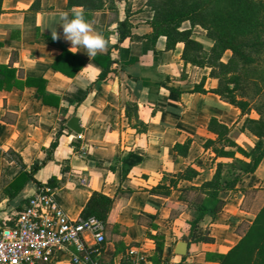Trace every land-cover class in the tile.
I'll use <instances>...</instances> for the list:
<instances>
[{"label": "crops", "instance_id": "crops-1", "mask_svg": "<svg viewBox=\"0 0 264 264\" xmlns=\"http://www.w3.org/2000/svg\"><path fill=\"white\" fill-rule=\"evenodd\" d=\"M68 4L69 0L2 2L0 85L18 83L22 88L0 90V228L13 225V217L38 187L51 184L71 220L80 218L94 192L115 199L110 221L124 227L122 248L110 241L109 231L102 253L106 264L117 261L130 246H143L153 255L156 234L164 238L165 259L217 264L210 256L226 254L238 244L237 230L254 221L264 205L259 201L264 191L258 192L251 209L241 190L225 194L222 212L194 227V208L174 218L165 204L180 203L179 189L212 179L218 158L204 147L216 139L209 131L212 119L228 127L238 146L253 149L248 137L252 134L242 129L249 114L214 93L218 80L210 76L211 69L185 63L183 43L168 51L166 37L152 38L154 12L147 0H117L115 10L90 14L87 21L106 41L96 56L111 58L109 71L106 62L97 63L82 46L71 48L63 38L61 14L83 12L70 10ZM126 17L132 35L115 49L117 22ZM189 28L190 24L184 29ZM51 31L59 34L57 39ZM60 46L70 54L67 63L60 61ZM81 60L82 68L69 77ZM7 69L14 71L13 78H8ZM29 79L43 82V95L26 85ZM43 97L51 103L45 105ZM74 118L81 134L69 127ZM188 142V155H178L175 145ZM235 156L230 160L242 161ZM34 164L41 167L33 179L10 194L9 185ZM188 166L198 176L180 181L169 198L150 193ZM248 180L253 182L244 188L264 189V159ZM180 242L188 246L184 257L176 254ZM50 264H71L70 255L60 252Z\"/></svg>", "mask_w": 264, "mask_h": 264}, {"label": "trees", "instance_id": "trees-1", "mask_svg": "<svg viewBox=\"0 0 264 264\" xmlns=\"http://www.w3.org/2000/svg\"><path fill=\"white\" fill-rule=\"evenodd\" d=\"M2 2L0 0V14L2 12ZM115 0H69V9L81 8L86 20L90 14L115 10L112 6ZM147 5L154 12V17L150 22L152 28V38L164 36L167 39L166 49L174 50L178 43H183L185 48L183 60L192 66L211 69L210 76L218 80V87L213 90L221 99L228 104L238 108L242 113H247L251 108L253 96L245 93L242 86L243 70L257 62L256 56L264 50V38L257 33L264 25V2L258 0H148ZM188 22L189 29H182V25ZM199 27L206 32V37L213 42L212 47L207 50L202 42L196 38L195 29ZM133 26L129 17L117 22L116 31L119 40L114 48L119 49L120 43L132 35ZM62 54L60 61L67 63V56H70L65 46H60ZM226 52H231V57L227 62L223 61ZM97 63H105V71H109L112 65L110 57L95 56ZM81 65L67 75L73 77L84 65ZM8 78H13L14 71L7 69ZM43 82L36 79H29L27 86L35 87L38 93L43 95ZM252 84V82H251ZM253 85H255L253 83ZM12 87L22 88V85L3 84L0 90H11ZM45 105L51 103L43 97ZM55 104H58L55 103ZM255 105V104H254ZM260 115L259 119H246L243 130L250 132L260 140H264V114L259 108H254ZM209 131L216 136L215 140H208L205 148L209 149L215 142L223 141L221 148H215V159L235 158L236 152L249 158L251 153L238 146L230 137V130L216 119H212ZM189 142L181 145L176 144L174 149L180 156L186 157L189 152ZM236 148V152L227 151L226 148ZM52 150L55 143L51 145ZM264 158V149L255 157L251 167L242 174L232 172L231 164L217 163L216 171L212 179L204 182L201 186H189L179 189V204L166 202V207L171 209L172 217H178L188 208H194L195 215L191 225L194 227L206 216L216 217L222 212L226 205L225 194L241 190L246 196V207H254V200L259 188H244L249 181L248 178L255 173ZM230 165V170L225 172V168ZM40 165L34 164L29 172L21 173L8 187V192L17 191L24 184L33 179V176L40 169ZM199 172L188 166L183 172L175 175L169 180L153 188L150 193L164 198H169L173 189L178 190L180 181H192ZM247 179V180H246ZM167 181L169 184H167ZM49 185V184H48ZM50 186H52L50 184ZM115 207V199L107 197L101 193L94 192L87 202L80 218H98L104 222L106 234L113 226L110 221L112 211ZM240 240L226 254H214L210 256L217 264H264V205L256 212L255 219L251 224H241L237 230ZM156 243L155 253L151 259L155 264L168 260L164 258V238L156 234L152 236ZM208 242L210 238H202ZM107 242V235H106ZM105 242V244H106ZM104 244V245H105Z\"/></svg>", "mask_w": 264, "mask_h": 264}, {"label": "built area", "instance_id": "built-area-1", "mask_svg": "<svg viewBox=\"0 0 264 264\" xmlns=\"http://www.w3.org/2000/svg\"><path fill=\"white\" fill-rule=\"evenodd\" d=\"M56 189L38 187L13 225L0 228V264H50L60 252L71 264H106L102 253L106 227L98 218L71 220L55 199ZM149 250L130 246L111 264H155ZM161 264H179L174 257Z\"/></svg>", "mask_w": 264, "mask_h": 264}, {"label": "rangeland", "instance_id": "rangeland-1", "mask_svg": "<svg viewBox=\"0 0 264 264\" xmlns=\"http://www.w3.org/2000/svg\"><path fill=\"white\" fill-rule=\"evenodd\" d=\"M258 1L264 2V0H258ZM116 3H117V0H115L114 3H111V5L116 6ZM188 27H189L188 22H186L182 26L183 29L188 28ZM194 32L196 34V38L204 44V46L206 47L207 50H209L212 47L213 42L206 37V32L199 27H197ZM257 33L259 35H261L262 38H264V25H262L259 28ZM230 57H231V52H226L225 55L223 56V59L225 60L224 62H227ZM256 59H257V62H255L253 65H251L249 67L244 68V70H243L244 76H243V82H242L243 85L242 86L244 87L246 94H248L250 97L253 96V99L251 102V104H252L251 108L247 112L249 115H247L246 119H249V118L259 119L260 118V115L254 109L255 107L261 109L262 113L264 114V50L262 53H260L256 56ZM251 82H252V84H251ZM253 83L255 85H253ZM248 137L253 142L251 144L253 149H250L248 147H247V149H244V147H241L244 150H246L247 152L251 153V157L247 158V160H246V157H244L241 154L236 152L235 147L234 148L227 147L226 150L227 151H234V152H236V154H239V158L242 161H236V160L234 161V160H230L228 158H218V163L221 162V163L231 164L233 166L232 168L230 167V165L227 166L225 168V172L227 170H230V168H231L232 172H237L238 174H242V172H246L251 167V165L253 163L252 159L257 157L260 154V152H262V150L264 149V140L263 139L259 141L258 138H256L253 135H249V134H248ZM222 143L224 144L223 141L215 142L214 144H212L210 146L209 150H211V152L214 153L213 150L215 148H221L223 146ZM214 156H215V153H214ZM232 159H234V158H232ZM259 201H261L262 203L264 202V195L263 194L260 195ZM246 202H248V200ZM111 232H112V234H111V236H109L110 241H113L117 245V247L121 249L122 246H121L120 240H121L122 234L124 233V227H122V226L117 227V226L113 225L111 228Z\"/></svg>", "mask_w": 264, "mask_h": 264}, {"label": "clouds", "instance_id": "clouds-1", "mask_svg": "<svg viewBox=\"0 0 264 264\" xmlns=\"http://www.w3.org/2000/svg\"><path fill=\"white\" fill-rule=\"evenodd\" d=\"M63 38L70 42L71 48L82 46L88 57H94L106 46L105 38L96 32L92 24L87 21L81 12H75L71 17L67 13L61 14ZM52 39L58 37L56 31H51Z\"/></svg>", "mask_w": 264, "mask_h": 264}, {"label": "water", "instance_id": "water-1", "mask_svg": "<svg viewBox=\"0 0 264 264\" xmlns=\"http://www.w3.org/2000/svg\"><path fill=\"white\" fill-rule=\"evenodd\" d=\"M69 127L77 134H81V130L78 128L77 119H72L71 123L69 124ZM187 243L180 242L176 248V254L178 256H186L187 255Z\"/></svg>", "mask_w": 264, "mask_h": 264}]
</instances>
